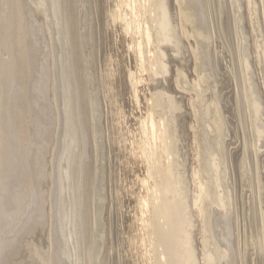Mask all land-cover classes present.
I'll return each mask as SVG.
<instances>
[{"label": "bare ground", "instance_id": "bare-ground-1", "mask_svg": "<svg viewBox=\"0 0 264 264\" xmlns=\"http://www.w3.org/2000/svg\"><path fill=\"white\" fill-rule=\"evenodd\" d=\"M0 264H264V0H0Z\"/></svg>", "mask_w": 264, "mask_h": 264}, {"label": "rangeland", "instance_id": "rangeland-1", "mask_svg": "<svg viewBox=\"0 0 264 264\" xmlns=\"http://www.w3.org/2000/svg\"><path fill=\"white\" fill-rule=\"evenodd\" d=\"M11 219V217L9 218V220Z\"/></svg>", "mask_w": 264, "mask_h": 264}]
</instances>
